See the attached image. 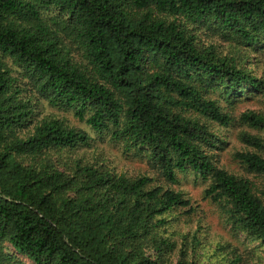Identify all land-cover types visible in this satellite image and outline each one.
I'll list each match as a JSON object with an SVG mask.
<instances>
[{"label":"trees","instance_id":"obj_1","mask_svg":"<svg viewBox=\"0 0 264 264\" xmlns=\"http://www.w3.org/2000/svg\"><path fill=\"white\" fill-rule=\"evenodd\" d=\"M262 44L264 0H0V264H201L200 222L179 229L196 207L171 185L186 171L264 251V110L235 108L264 101ZM233 130L239 171L220 163ZM237 248L212 250L254 261Z\"/></svg>","mask_w":264,"mask_h":264},{"label":"rangeland","instance_id":"obj_2","mask_svg":"<svg viewBox=\"0 0 264 264\" xmlns=\"http://www.w3.org/2000/svg\"><path fill=\"white\" fill-rule=\"evenodd\" d=\"M259 48L253 53V51L249 50L253 55V62L250 65V68L253 69V72L259 76L264 77V44L258 46ZM247 86V85H246ZM248 94H256L253 91L247 90ZM258 95V94H256ZM254 95V97L256 96ZM245 99L243 102L238 104L235 108L238 112L243 111L245 108H253L256 110H264V101H260L258 99L249 100L246 102ZM57 114L65 117L69 123H75L80 127H86L83 122L78 121L71 111L66 110H55ZM218 134L223 137L226 132L222 129L218 131ZM230 138L226 140L225 143H221L220 149V163L224 164L226 167L236 169L239 171V166L235 163L230 155L227 154L228 150L231 147V144L237 142V131L233 130L230 132ZM96 137V136H95ZM105 137H96V144L100 147L102 152L106 155H112L113 165L121 170L127 171L131 175L138 174L140 171L145 173H150L153 176L154 171L151 166L143 159L133 156L127 155L131 153H125L119 145L114 144L107 140L101 141ZM178 181L174 184H171L172 187L176 190H180L183 192L191 201L193 206L196 207L195 213L193 214V218L191 222H182L179 224V229L187 231L189 227H194L196 223L199 221V225L203 228V234L205 240V246L200 248L202 252V256L199 258V263L201 264H227L225 262L224 257H221L227 249L218 250L216 254L213 253L214 250L212 248L214 246L222 245L225 242L229 243L230 246H237V250L244 257V249H248L250 252L249 255L254 258L253 262H248V264H264V251L255 248V244L244 243V239L242 235H235L234 231L225 223L224 218L221 214L219 207L216 204H210L207 200H203V190L205 188V184L200 182L199 178H195L191 171H186L177 175ZM184 220V218L182 219ZM178 227V225H177ZM177 229V228H176ZM211 249L210 251H207ZM19 256V255H18ZM21 258V256H20ZM25 264H31V262L22 258ZM244 264V259L241 262Z\"/></svg>","mask_w":264,"mask_h":264}]
</instances>
